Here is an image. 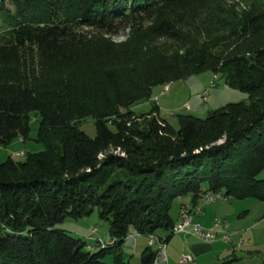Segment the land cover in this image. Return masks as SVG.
<instances>
[{"label":"trees","instance_id":"trees-1","mask_svg":"<svg viewBox=\"0 0 264 264\" xmlns=\"http://www.w3.org/2000/svg\"><path fill=\"white\" fill-rule=\"evenodd\" d=\"M227 3L0 0V147L28 139L32 113L44 147L0 164V264H130L125 239L172 235L178 197L264 201V0ZM204 72L248 103L177 115L178 129L157 106L131 110ZM95 208L110 241L97 251L56 228ZM156 255L147 245L141 264Z\"/></svg>","mask_w":264,"mask_h":264},{"label":"rangeland","instance_id":"rangeland-1","mask_svg":"<svg viewBox=\"0 0 264 264\" xmlns=\"http://www.w3.org/2000/svg\"><path fill=\"white\" fill-rule=\"evenodd\" d=\"M249 1L250 0H228L227 4L242 9L247 6ZM124 39L125 37L122 34L114 38L116 42H121ZM152 98L155 99L153 102L148 101L139 103L134 105L131 110L136 115H142L149 113L154 106H157L159 118L166 121L174 129H178L176 120L177 115H192L204 119L209 112L217 110L227 104L248 103V96L246 93L229 88L225 85L220 75L214 76L211 72H204L200 75L192 76L186 80L174 82L167 86H157L152 90ZM109 128L114 131L112 126H109ZM80 129L88 137H95L96 130L92 118L84 119L80 125ZM37 130L38 117L32 113L30 115V132L28 139H16L9 146L0 147V164L8 157L20 161L23 159V154H33L43 151V145L35 142ZM21 152L23 153L21 154ZM263 177L264 172L260 174L259 178ZM179 198L180 197L173 201L171 207L172 211H174L177 206ZM233 201L235 203H243L244 207L242 210L248 208V212L243 218H238L235 215L228 219V224L224 222L223 227L219 226L221 228H215L216 232L220 229H224L230 235V241H224L222 244L231 247V243L234 241L235 245L238 244L239 241L244 242L241 247L235 248V253L238 258L233 260L231 264H264V201H258L253 198ZM216 220L217 219L214 221ZM214 221H212L211 224ZM247 226H249L250 229L243 233V228ZM92 227L94 228L91 229ZM56 228L65 230L72 236L81 237L91 243H93V239L90 237L88 238L89 234L93 236L92 238H95L96 235L102 236L105 240L108 238V222L99 218L96 208L88 217L80 219L65 218L63 221L56 224ZM96 230L98 232H95ZM161 232L160 230L157 231V233ZM98 240L102 239L98 238ZM136 240L139 242L135 246L133 241ZM216 240L217 237L214 241ZM146 245V236L133 235L132 238H130V236L127 237L122 244L124 260L129 261L130 264H141L140 253ZM132 248L134 253H132ZM152 248L154 249V247ZM93 249L97 251L99 247L93 245ZM104 261L112 263V255H106Z\"/></svg>","mask_w":264,"mask_h":264},{"label":"crops","instance_id":"crops-1","mask_svg":"<svg viewBox=\"0 0 264 264\" xmlns=\"http://www.w3.org/2000/svg\"><path fill=\"white\" fill-rule=\"evenodd\" d=\"M153 100L155 99L151 98L150 102H153ZM178 200L179 202L177 203V206L175 207L174 211L172 210L170 211V214L174 219V221L177 222L179 219V210L181 206L183 205H189L191 207L201 206L202 213L200 215L194 214L192 216V220L194 222L200 223V225L204 227L209 226L211 222L214 221L215 219H220L228 224L229 223L228 219L232 218L235 215L238 218H243L245 214L248 212V208H244L242 210V208L244 207L243 203H235L233 200L217 199L209 205H204L201 199L197 200L196 202H193L192 197L190 196L180 197ZM248 227L249 226L243 228L242 232L245 233L246 231H248L250 229V227L249 228ZM93 228L94 227H92L91 229ZM95 232L98 231L96 230ZM223 234H224L223 230L220 229L219 231L216 232V237H217L216 241L205 242L189 234L181 233L176 235H170V232H164V231H162L161 233H157L156 234L157 236L162 238H167L166 249H165L167 262L160 264H189V263H179V258L181 253H189L193 258L194 264H231L233 260H236L238 258V256L235 253L236 250L235 248H239V247L237 246V244L235 245V241L234 242L231 241L232 242L231 247H229V245L222 244L225 241L223 238L224 237ZM134 236H141V235H134ZM89 237L93 239L92 240L93 245L96 239L98 238H101L104 242L109 241V236L106 240L100 235H96L95 238H92L93 236L89 234L88 238ZM130 238H132V236ZM133 242L134 245L136 246V244H138L139 241L136 240ZM131 250L132 253H134L133 248ZM153 264H157V263H153Z\"/></svg>","mask_w":264,"mask_h":264},{"label":"built area","instance_id":"built-area-1","mask_svg":"<svg viewBox=\"0 0 264 264\" xmlns=\"http://www.w3.org/2000/svg\"><path fill=\"white\" fill-rule=\"evenodd\" d=\"M200 199L202 200V203L204 205H209L217 199L225 200V198L222 197L221 194H215V195L205 194L202 195ZM201 213H202L201 206H194V207L193 206L191 207L189 205L181 206L179 210V219L177 222L174 223L171 229V234L176 235L183 233V234L192 235L201 241H205V242L214 241L216 238L215 228H218L219 226L223 227L224 221L217 219L209 227H203L202 225H200V223L194 222L192 220V216L194 214L200 215ZM223 233H224V237H223L224 240L230 241L229 233H227L224 229H223ZM129 235L131 237L133 235H139V234L135 232ZM146 237H147V245L150 247H154V249L157 250V255L154 259V263H159V264L166 263L167 258L165 254V249H166L165 240L158 237L155 234H151ZM102 242L104 241L97 239V243H99L100 245L102 244ZM243 243H244L243 241H239L237 246L241 247ZM179 263L194 264V261L189 253H181L179 258Z\"/></svg>","mask_w":264,"mask_h":264},{"label":"bare ground","instance_id":"bare-ground-1","mask_svg":"<svg viewBox=\"0 0 264 264\" xmlns=\"http://www.w3.org/2000/svg\"><path fill=\"white\" fill-rule=\"evenodd\" d=\"M95 242H96V241H95ZM104 243H108V242H102L101 246H102Z\"/></svg>","mask_w":264,"mask_h":264}]
</instances>
